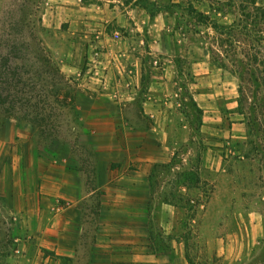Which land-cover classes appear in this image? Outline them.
Wrapping results in <instances>:
<instances>
[{"label":"rangeland","instance_id":"rangeland-1","mask_svg":"<svg viewBox=\"0 0 264 264\" xmlns=\"http://www.w3.org/2000/svg\"><path fill=\"white\" fill-rule=\"evenodd\" d=\"M252 1L81 0V3L94 6L96 10L99 8L107 15L120 9L127 15L128 10L125 9L129 6L147 9L155 15L163 10L169 12L167 17L174 26L171 34L180 46L177 65L187 75L179 78L184 120L180 124L182 132L175 149L174 163L156 166L152 174L154 197L160 204L153 208L156 224L152 240L155 249L172 239L165 235V230L172 225L169 222L165 224L166 220L163 221L161 215L164 212L166 216L164 210L168 209L162 203L168 202L175 208L174 211L169 209L173 226L175 224L171 237L185 238L188 252L196 264H264L263 90L256 84L250 99L243 102L240 109V80L234 75L236 72L249 75L257 72V65L250 59L260 47L252 41L255 48L251 50L248 41H244L249 37L245 33L237 34L240 45L236 43L231 47L223 42L226 35L221 36L212 27L214 23L225 28H232L235 24L246 25L248 19L244 14L253 12ZM255 1L258 7L264 8V0ZM24 2L26 8L22 9ZM46 2L0 0V38L4 39L9 31L20 36L13 29L22 14L28 15L27 21L40 37L39 20ZM200 13L204 17H200ZM111 30L114 27H110ZM249 35V38H254L252 33ZM194 51L203 60L207 59L209 66L218 72V78L220 74L226 76L232 90V99H221L207 115L196 105L191 92L190 81H193L196 60L192 58ZM146 60L153 67L163 64L156 56H148ZM74 81L76 84L70 82L72 88L59 90L52 87L47 76L44 77L45 87H36V97L42 100L34 101L38 106L30 108L28 118L18 117L21 111L17 109V115H8L9 119L0 120V264H15L7 258L10 249L19 245H47L52 238L58 239L61 251L73 246L78 250L72 258L54 259L61 261L59 264H85L88 257H92L89 253L80 252L81 243L87 249L96 240L81 231L86 228L92 232L103 229V217L98 216L101 202L86 208L90 209L89 219L83 227L78 215L80 205L74 206L76 220L74 225H70L64 219L69 207L65 199L47 196L36 204V198L21 195L24 188L38 185L50 192V175L60 178L58 182L64 186L59 191L61 193L70 191L67 188L72 184L87 182L92 176L89 175L92 168L87 164L85 151L87 138L81 137L83 128L76 112L78 102L88 99L90 91L84 89L79 81ZM126 113L130 115L131 112L126 110ZM32 116L38 119H30ZM215 161L222 163L220 172L209 167ZM82 163V174L76 173ZM190 200L192 202L188 204ZM161 219L164 225H160ZM257 222L259 234L254 227ZM53 228L60 230L59 237L48 233Z\"/></svg>","mask_w":264,"mask_h":264},{"label":"crops","instance_id":"crops-1","mask_svg":"<svg viewBox=\"0 0 264 264\" xmlns=\"http://www.w3.org/2000/svg\"><path fill=\"white\" fill-rule=\"evenodd\" d=\"M126 10L127 15L121 9L107 15L81 0H47L42 9L40 37L61 71L90 91L88 99L78 102L76 112L83 128L81 137L87 138L85 151L92 176L61 193L64 186L58 182L60 178L50 175V192L38 185L24 188L21 195L36 198V204L47 196L65 199L69 207L64 219L70 225L76 220L74 206L80 205L78 215L83 227L89 219L88 206L101 202L98 216L103 217V229L81 231L96 240L87 249L81 243L80 252L92 256L85 264H189L184 241L171 237L175 224L169 209L175 208L168 202L162 203L168 209L164 210L166 216L164 212L161 215L165 224L172 225L165 230L172 239L155 249L152 240L156 224L153 208L160 205L154 197L152 174L156 166L174 163L184 120L179 78L187 75L177 65L180 46L171 34L174 26L167 10L154 16L138 7ZM110 27L114 30L109 31ZM117 32L122 40L113 39ZM97 33L101 39L95 46L104 58L105 70L94 78L92 43ZM148 56L160 57L162 66H149ZM192 58L196 60L191 92L196 105L207 115L221 99H232V90L226 76L220 74L218 78L207 59L200 58L196 51ZM83 163L76 173L82 174ZM209 167L220 172L222 163L215 161ZM254 227L259 234L258 222ZM30 231L35 234L33 229ZM48 233L61 235L56 228ZM51 240L47 245H19L9 250L7 258L15 264H59L61 261L54 259H69L78 252L74 246L61 251L58 239Z\"/></svg>","mask_w":264,"mask_h":264},{"label":"trees","instance_id":"trees-1","mask_svg":"<svg viewBox=\"0 0 264 264\" xmlns=\"http://www.w3.org/2000/svg\"><path fill=\"white\" fill-rule=\"evenodd\" d=\"M251 4L253 12L244 14L246 19H248L246 25L235 24L232 28H225L217 23L212 25L213 29L220 33L221 36L226 35L227 39L223 40V42H226L231 47L236 45V43L240 45L236 39L237 34L245 33L246 37H251L249 34L252 33V37L254 38L248 37L244 41H248L251 50L255 48L252 41L261 49L256 52L253 59H250V61L257 65V72L255 74L249 75L247 72L234 73L240 80L238 89L240 109L243 102L250 99L249 97H251L256 84L262 87V102L264 105V8L258 7L255 0ZM21 8H26L25 2ZM149 13L152 16L155 15L153 12ZM199 16L202 17L203 15L200 13ZM27 19L28 15L22 14L13 29L14 32H18L21 38L17 36V33H14L16 35L11 34V31L6 33L4 39L0 38V120L3 121L9 119L8 117L10 116L8 115H17V109L21 111L20 116H18L21 119L29 117L30 108L38 106L34 105L36 104L35 102H41L42 100L36 97V87L40 89L45 87L44 77L47 76V79L49 78L54 89L66 90L72 88L70 82L76 84L72 78L67 77L61 71L53 53L37 33L34 32L31 28V23ZM39 21L41 22V18ZM233 41L235 42L233 43ZM32 55L34 56L33 59H31ZM220 65L224 68V64L221 63ZM45 90L43 89L42 91L45 92ZM30 119L34 120L38 118L37 116H32ZM262 119L264 120V117ZM191 202V200L188 201V204H191ZM182 240L186 245L188 263L196 264L188 252L185 238Z\"/></svg>","mask_w":264,"mask_h":264},{"label":"built area","instance_id":"built-area-1","mask_svg":"<svg viewBox=\"0 0 264 264\" xmlns=\"http://www.w3.org/2000/svg\"><path fill=\"white\" fill-rule=\"evenodd\" d=\"M122 38H123L122 34L118 32L113 35V39L115 41L122 40ZM100 39H101V34L97 33L94 38V42L92 43L93 56L95 57V62H96L95 73L92 76L94 78H99L102 75L103 71L105 70L104 58L101 56L100 53L97 52V47L95 46L96 43L100 42ZM58 209L61 210L60 208Z\"/></svg>","mask_w":264,"mask_h":264}]
</instances>
